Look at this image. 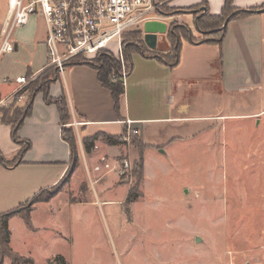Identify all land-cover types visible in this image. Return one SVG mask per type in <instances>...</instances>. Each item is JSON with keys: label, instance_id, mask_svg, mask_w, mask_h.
<instances>
[{"label": "rangeland", "instance_id": "374dc122", "mask_svg": "<svg viewBox=\"0 0 264 264\" xmlns=\"http://www.w3.org/2000/svg\"><path fill=\"white\" fill-rule=\"evenodd\" d=\"M160 1L153 18L166 23L167 37L183 27L194 42L201 39L192 19L204 12L200 6L178 10L172 0ZM141 36V30L129 29L121 41L141 43ZM168 41V52L161 55L172 61ZM108 47L116 55L114 42ZM215 50H183L185 61L173 70V77L187 81L178 83L166 103L173 106L172 116L186 117L182 122L149 121L142 138L131 133L121 140L116 156L107 154L99 139L89 153L77 144V166L48 200L60 195L81 204L49 221L57 238L40 232L36 242L42 247L28 244L35 260H42L47 247L61 255L43 264H264V41L256 88L242 85L258 77L237 65L229 89L232 83L222 81V45ZM194 55L203 61L192 65ZM252 57L245 64L249 68L256 67ZM32 77L26 76L30 82ZM23 89L26 96L0 106L1 113L11 119L21 115L30 94ZM133 138L147 143L138 174ZM104 162L110 168L102 167ZM129 191L136 196L126 203ZM37 202H27L28 215ZM22 238L19 233L17 242Z\"/></svg>", "mask_w": 264, "mask_h": 264}, {"label": "crops", "instance_id": "0c3cea01", "mask_svg": "<svg viewBox=\"0 0 264 264\" xmlns=\"http://www.w3.org/2000/svg\"><path fill=\"white\" fill-rule=\"evenodd\" d=\"M223 4L224 0H172L170 2V5L181 9L190 6H204L211 15L219 14ZM263 4L264 0H232V6L236 8L257 7ZM6 10L7 0H0V29ZM39 18L42 17L35 14L25 25L16 28L12 38L13 51L0 54V106L17 99L13 96L20 87L15 82L16 77L38 75L48 69L45 45L46 27L43 19L38 21ZM192 19L194 23L195 16L192 15ZM130 30H141V43L140 48L132 52L134 58L131 59L130 55L128 56L129 65L126 67V75L123 79L120 78L124 85V93L120 97L118 110L115 109L109 89L101 84L97 70L87 64H71L70 62L62 71L55 69L56 78L48 86L50 97L64 96L66 98L70 112V121L66 126L73 128L77 144H80L83 150L82 139L96 135L92 148L99 139L105 145L107 154L116 156L118 155L117 146L121 143L108 144L104 139L105 135H124L125 137L128 132L135 130L136 136L142 138L143 126L149 121L182 122V119L186 117L172 116L173 106L168 105L166 99L174 95L180 81H187L185 78L173 77V70H178L185 61L183 50L190 49L194 52L207 50L210 53L215 50L213 48L216 47L218 50L222 45V81L232 83L228 86L229 89L234 87L237 65H242L243 69L246 68L247 74H250L252 70L258 77V80L251 84H242L244 87L256 88L262 80L263 62L257 55L263 53V8L243 18L229 21L221 44L183 40L178 60L174 64H168L163 59L159 60V55L166 54L169 46L167 25L163 20L147 19L139 22ZM146 32L154 36L153 45H148L145 41ZM122 56L125 59L123 51ZM252 56H254L256 67L251 66V69L249 63L247 66L245 64L249 60L253 61ZM192 61L194 62L192 65H196L203 60H198L194 55ZM210 64L211 62L209 66ZM19 93L22 97L18 100L26 96L25 92ZM1 115L0 112V118ZM11 130V125L0 119V152L5 158L9 156L8 159L16 157L22 145L12 140ZM60 130L61 122L56 105L46 103L42 92L36 93L30 114L23 118L17 130L19 141H29L30 148L21 155L20 161L13 165L7 166L0 163V214L25 203L39 190L54 186L65 175L69 167V146L61 138ZM114 131L116 134H112ZM175 140L172 139L169 142H175ZM141 142L147 144L144 140ZM145 161L146 154L144 155ZM76 204L81 203H73L57 195L50 200L37 202L29 214V221H25L19 214L11 216L8 220L11 233L10 246L20 256L30 259L31 263L13 262L6 258L3 264H43L51 257L61 255L58 251L44 247L42 260L38 261L28 252V244L35 245L37 248L42 247L36 242L39 240L40 232L44 234L47 232L48 235L57 238L49 227V221L56 218L55 215H58L59 219L61 210L64 214L65 210L68 211ZM46 214L50 218L45 221ZM19 233L23 236L21 243L16 240ZM49 262L52 263L51 259Z\"/></svg>", "mask_w": 264, "mask_h": 264}, {"label": "built area", "instance_id": "2783aa9c", "mask_svg": "<svg viewBox=\"0 0 264 264\" xmlns=\"http://www.w3.org/2000/svg\"><path fill=\"white\" fill-rule=\"evenodd\" d=\"M160 4V0H7L6 15L0 29V54L13 51L15 29L25 25L31 16L39 14L46 27L48 68L62 71L76 56L92 57L106 51L119 62L120 78L123 79L126 66L122 56V35L139 22L153 19ZM111 42L117 48L116 55L108 47ZM36 76L33 75L31 81ZM111 79L115 80L114 74ZM15 82L20 87L13 96L21 98L20 90L30 81L19 76ZM131 133L136 131L128 132L124 138ZM104 163L102 167L110 168L109 163ZM99 169L100 166L94 167V170Z\"/></svg>", "mask_w": 264, "mask_h": 264}, {"label": "trees", "instance_id": "16d2710c", "mask_svg": "<svg viewBox=\"0 0 264 264\" xmlns=\"http://www.w3.org/2000/svg\"><path fill=\"white\" fill-rule=\"evenodd\" d=\"M200 7L204 8V12L199 15H196L194 19V24L198 28L199 33L201 34V39H199V41L205 43L221 44L222 38L226 32V27H227V24L223 27L222 24L224 23L225 19L228 16L229 19L227 20V23L231 20L240 19L245 16H248L249 14L257 12L259 9L264 7V4L250 8H236L232 6V0H224V4L221 8V11L217 15L209 14L204 6H200ZM191 8L194 7L193 6L187 7V9H191ZM178 10H182V9L180 8ZM184 29L185 28L183 27H179V31L176 33V35L172 31L169 32V39L171 44H173L172 61H167L166 58L162 55H159L160 57L159 60L163 59L164 62L168 64L176 63L178 60V54L182 40H186L188 42H194L192 40L189 30L188 29L184 30ZM128 34H133V33L130 32ZM217 34L219 35L215 37V35ZM139 48H140V42L137 41L122 42V51H123V55L125 56L124 60L126 67H128L129 65L128 62L129 52L138 50ZM92 58L86 60L81 58L80 56H76L71 61V64L84 63L95 68L97 70V75L101 84L105 88L109 89L114 101L115 109L118 110L120 105V97L124 93V85L120 79L119 64L115 61L114 57L106 51H101L98 54L92 56ZM56 71L54 69H52L51 71L50 70L45 71L42 74H40L35 80L29 82L24 87V90L30 91V94L28 96L26 105L22 110V113L18 118L11 119L10 117L7 116V113H5V111H2V115L0 119L2 122L11 125L12 140L16 143H21L22 145L21 148L18 150L16 157L12 159H6L0 152V163L7 166H11L16 162H19L21 155L30 148L29 141L27 140L19 141L17 137V130L21 125L23 118L29 115L31 112L34 95L38 92H42L44 101L48 104L54 103L58 109L60 122H61L60 135L61 138L69 146V167L65 175L57 184L39 190L25 203L0 214V264H3L6 258L11 259L13 262L31 263L30 259L22 257L12 250L10 246L11 233L8 227V220L11 216L15 214H19L22 216V218L25 221H29V215L27 210L30 205H27V202L34 203L36 201L48 200L51 196L53 189L57 187L58 184L62 183L63 181H66L70 175V172H73V170L77 166V148H76L77 138L73 128L71 126H66V124L70 121V112L66 98L64 96L58 98H52L48 94V86L51 83V81L56 78L55 77ZM112 74L115 75V80L111 79ZM123 137L124 135H119V136L105 135L104 139L108 144L116 145L122 142L121 140L123 139ZM95 139H96V135L82 139L85 152H89L90 149L94 146ZM132 144H134V146H136L138 149V159H137V163L135 164L137 169L134 170V172L138 174V172L141 173L143 169L142 153L146 149L147 145L141 143L140 139L137 138H133ZM45 191H47L48 194L46 196H42ZM135 196L136 194H132V192L129 191L125 198V202L126 203L131 202Z\"/></svg>", "mask_w": 264, "mask_h": 264}, {"label": "water", "instance_id": "95a60500", "mask_svg": "<svg viewBox=\"0 0 264 264\" xmlns=\"http://www.w3.org/2000/svg\"><path fill=\"white\" fill-rule=\"evenodd\" d=\"M263 9H264V7H263ZM202 10L204 11L203 7H202ZM228 19H229V16L225 19L224 23L222 24V27L227 24V20ZM144 39H145V41L147 42L148 45H151V44L153 45V41H155L154 36L152 34H149L148 32L145 33ZM195 241H199V237L196 236L195 237Z\"/></svg>", "mask_w": 264, "mask_h": 264}, {"label": "flooded vegetation", "instance_id": "af4514ba", "mask_svg": "<svg viewBox=\"0 0 264 264\" xmlns=\"http://www.w3.org/2000/svg\"><path fill=\"white\" fill-rule=\"evenodd\" d=\"M161 3H162V1H161ZM115 59V61L119 64V62L117 61V59L116 58H114Z\"/></svg>", "mask_w": 264, "mask_h": 264}]
</instances>
